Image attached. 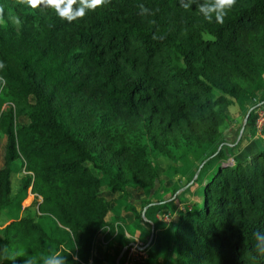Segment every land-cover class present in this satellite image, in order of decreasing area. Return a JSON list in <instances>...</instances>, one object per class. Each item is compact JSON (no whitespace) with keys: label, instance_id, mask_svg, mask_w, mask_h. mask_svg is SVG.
I'll list each match as a JSON object with an SVG mask.
<instances>
[{"label":"trees","instance_id":"obj_1","mask_svg":"<svg viewBox=\"0 0 264 264\" xmlns=\"http://www.w3.org/2000/svg\"><path fill=\"white\" fill-rule=\"evenodd\" d=\"M263 82L264 0H0V217L30 189L39 214L0 228V264H118L133 239L109 216L127 212L144 244L155 230L136 264H264V149L241 155L246 136L230 145L222 130L234 101L257 127L264 96L247 102ZM191 152L200 207L161 228L179 185L145 215L116 213L105 191L150 192L155 157Z\"/></svg>","mask_w":264,"mask_h":264},{"label":"rangeland","instance_id":"obj_2","mask_svg":"<svg viewBox=\"0 0 264 264\" xmlns=\"http://www.w3.org/2000/svg\"><path fill=\"white\" fill-rule=\"evenodd\" d=\"M264 86V82L261 85ZM259 87L256 91L257 96L253 99V101L247 102V107L253 108L255 104H260V98L264 96V87ZM260 92V96H258V93ZM8 107V103H3L1 106L0 111L6 109ZM231 114L232 118L234 119V122L226 123L223 125L222 130L224 132V136H226V143H236L239 139V135L241 133V130L244 126V130L242 133V136H246L247 142L245 146L243 147L241 152V155L248 154L251 151H253L256 148H262L264 149V134L262 132V128H264V110L260 112L259 114V125L255 128V126L248 125V121H246V111H244L242 108H240V105L237 103V101H234V104L231 106ZM21 121L27 122L26 119L22 118ZM229 129H232V135H229ZM5 137H2L0 139V169L4 165V151H5ZM228 156L226 159H224L222 162L225 164H233L234 158L233 156L227 151ZM185 160L183 161H172L171 159L167 157H155L154 162L158 168L160 178L157 180L156 185L154 189H152L150 192L148 191H138L137 189H134L132 187L128 188V195L126 197L122 196L123 193H117L114 197H112L110 194H107L105 191L106 196L108 198H111L112 200L117 199L116 196H119V199L117 202L114 201V210L118 214H122L125 207L128 204L134 205L137 210L140 212L142 211L145 215V212L150 208L149 202L151 201H159L160 199H168L171 200L172 190L174 186H187V182L190 180L193 181L191 185H189L186 189L181 191H185L189 188L186 194L179 197L178 200H176L174 203H171L158 211L155 212V218H157L159 225L162 229L168 230L173 227L174 220L176 219L178 213L180 210H184L185 208H198L203 204L204 201V187L201 182L194 183L195 175H193V172L195 170V162L198 161V155L196 157L195 152H191L184 156ZM196 160V161H195ZM15 174L13 177V190L15 194L18 192L20 188V182L21 178L24 175L25 171L22 167V161L18 160L15 164ZM214 170V167L211 169H207L205 171V175L203 176V179L209 176L211 174V171ZM193 179V180H192ZM204 181V180H203ZM189 182V183H190ZM183 186L182 188H184ZM106 190V188H105ZM177 193L174 197L178 196ZM125 194V193H124ZM116 197V198H115ZM125 198V199H123ZM39 201H42V198H38ZM25 214H31L33 216H38V209L35 203V195L31 192V189L28 191L27 195L22 199L21 201V208L20 210L13 212L9 215L1 216L0 217V228H3L6 226L9 222H11L14 219H20ZM114 222L116 224H121L124 226L126 230V236L128 238H132L134 242V237L137 233H139L138 239H140L141 242H143L141 231L135 226V215L132 212H127L122 218L118 219L116 217V214L114 215ZM143 227L146 228V230H149L150 227L143 224ZM150 238H151V233ZM150 240V239H149ZM132 242V243H133ZM96 250L97 253L100 254L103 251L104 245L106 243L103 235L98 237V240L96 242ZM148 244V243H147ZM146 244V245H147ZM126 247L123 248V251ZM167 259H165V262Z\"/></svg>","mask_w":264,"mask_h":264},{"label":"built area","instance_id":"obj_3","mask_svg":"<svg viewBox=\"0 0 264 264\" xmlns=\"http://www.w3.org/2000/svg\"><path fill=\"white\" fill-rule=\"evenodd\" d=\"M263 110L264 109L260 110V112ZM258 125L259 119L257 120V126ZM262 130H264V128H262ZM123 255H125L124 264H136L137 262H143L149 258L148 246L139 240H135L130 246L125 248Z\"/></svg>","mask_w":264,"mask_h":264},{"label":"water","instance_id":"obj_4","mask_svg":"<svg viewBox=\"0 0 264 264\" xmlns=\"http://www.w3.org/2000/svg\"><path fill=\"white\" fill-rule=\"evenodd\" d=\"M250 112H251V110H250V111L247 113V115H246V119H245L246 121H248V118H249ZM243 130H244V126H243V128H242V130H241V133H240V135H239V139H240L241 136H242ZM239 139H238V140H239ZM204 163H205V162H204ZM204 163L201 164L200 168H199L198 171L196 172V175H195V178H194V179H196V178L198 177V175H199V173H200V171H201V168L203 167ZM227 165H229V164H227ZM192 183H193V181H191L187 186H185L184 188H182V190L186 189V188H187L189 185H191ZM178 193H179V192H178ZM143 214H144V213H143ZM154 234H155V230H154V227H153L152 234H151V238H150V240H149L147 246H149V245L151 244V242L153 241ZM123 254H124V251L120 254V256H119V258H118V260H117L118 264H119L120 259L123 257Z\"/></svg>","mask_w":264,"mask_h":264},{"label":"crops","instance_id":"obj_5","mask_svg":"<svg viewBox=\"0 0 264 264\" xmlns=\"http://www.w3.org/2000/svg\"><path fill=\"white\" fill-rule=\"evenodd\" d=\"M232 133H233V132H232V129H229V135H232ZM224 137H225V140H226V139H227L226 136H224ZM226 141H227V140H226ZM227 143H228V142H227ZM229 144L232 145L233 143H230V142H229ZM116 197H117V199H119V196H116ZM113 219H114V214H111V215L109 216V220H113ZM138 237H139V233H137V234L135 235V237H134V241H135V240H139V241H140V239H138Z\"/></svg>","mask_w":264,"mask_h":264}]
</instances>
